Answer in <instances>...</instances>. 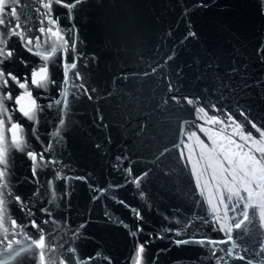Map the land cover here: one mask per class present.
<instances>
[{"label": "water", "instance_id": "obj_1", "mask_svg": "<svg viewBox=\"0 0 264 264\" xmlns=\"http://www.w3.org/2000/svg\"><path fill=\"white\" fill-rule=\"evenodd\" d=\"M5 2L0 49L13 56L0 67L28 81L32 95L23 103L37 107L29 120L15 102L26 89L0 81V96H12L3 100L7 114L0 110L5 139L10 123L21 125L23 137L22 150L10 149L0 165V264H34L26 259L32 256L39 264L40 251L45 264H132L145 242L141 264H264V181L246 175L252 166L240 156L231 165L223 160L230 147L264 165L256 151L264 139L252 127L264 130V0H82L72 8L55 0L50 8V0ZM45 64L48 81L32 85V72ZM212 117L224 123H205ZM237 124L260 143L232 135ZM229 136L243 149L229 145ZM42 150L34 176L26 153L39 160ZM128 168L138 184L126 183ZM225 180L240 196L251 187L252 200H229ZM96 190H103L98 199ZM106 209L123 225L109 221ZM243 211L249 218L235 229ZM39 235L43 249L31 244Z\"/></svg>", "mask_w": 264, "mask_h": 264}, {"label": "snow or ice", "instance_id": "obj_2", "mask_svg": "<svg viewBox=\"0 0 264 264\" xmlns=\"http://www.w3.org/2000/svg\"><path fill=\"white\" fill-rule=\"evenodd\" d=\"M55 2L57 4H61L64 7L67 8H72L75 6V4L82 2V0H73L72 4H68L66 3V0H55ZM198 6H202V7H207V5H198ZM7 7L5 0H0V12L5 11V8ZM44 7L46 8H50L51 7V0L49 2V4L44 5ZM9 11L15 15L16 10L13 9H9ZM50 22L52 24H56L57 20H50ZM9 24H12L13 26H17L14 25L13 22L11 20L8 21ZM5 24V20L3 18H0V25ZM49 32H52V29L49 28L47 29ZM39 31L41 33H43L45 31V29L43 27H41L39 29ZM54 36H59V32H53L52 33ZM190 36H194L195 33L194 32H189ZM187 38V37H186ZM61 40H63L64 45L68 44V41L66 39H64L63 37H60ZM28 44H31L32 41L28 40L27 41ZM53 51H55V49H53ZM7 56V57H12L13 56V51H7L6 53L4 52L3 49H0V62L3 61V58ZM45 59H47V57H45ZM68 67H70L71 69H75L77 67L76 63H71L70 65H68ZM48 66L45 64L43 66H40L37 70H34L31 74V79L30 82L32 85H35L37 87H42L47 81H48ZM68 73L65 72V78H67ZM9 79L16 82L19 86V88L21 89H26V91L24 92L23 95L18 96L16 98V104L20 105V111L23 113V115L25 117H27L29 120L33 119V110L37 107L36 105V101L35 100H31L30 105L26 108L24 105V101L27 98H30L32 93L30 91H27L28 88V81L25 80V82L21 83L17 76L13 75L11 72H8L7 75L5 74V71L2 67H0V81H2L3 86L7 87L8 83H9ZM11 100L12 96L10 93H8L7 95H3L0 96V110H2V112L6 115L8 109L4 106L3 104V100ZM57 103L59 104L60 101L58 100ZM186 103L189 105H193L195 103V101L193 99H186ZM199 112L204 113L205 115H207V113L205 112L204 108H199L198 109ZM229 119H232L231 117H229ZM7 120L10 122L11 121V116H7ZM205 123L208 124H223L224 121L216 119L215 117L209 118L208 120L205 121ZM233 123H235L233 121ZM4 127H5V119L4 116H0V165H6L7 164V154L9 152L10 149L15 148V149H21L22 145H23V137L21 135L22 132V127L20 124L18 123H10V126L8 127V131L12 134L10 137V140L6 141L5 139V135H4ZM229 127H231V125H229ZM253 128H256L257 132L260 133V136L262 139H264V130H261L259 127H257L256 124L252 125ZM203 130V129H201ZM224 131V129H221L219 133H217V135L221 136V139H224L225 137H223L221 135V133ZM232 135H239L240 139L243 140L245 142V144H248L250 141L253 145L259 144L260 141H258L255 137L252 136V134L249 132L247 134H244L241 130H240V125H236L234 132L232 133ZM228 139V143L229 145H235V147L237 149L242 150L244 145L238 144L235 140L231 139V136L227 137ZM203 143V142H201ZM48 147V151H51V146H47ZM204 147H207V145H205ZM221 151H224L223 146H221ZM257 152L260 153H264V147H257L256 148ZM26 155L31 159L32 161V171H33V175L35 176L37 168L39 167V164L41 162H45V152L44 150L41 151V153L39 154V160H38V154L35 151H28L26 153ZM233 156H240V159L243 160H247L248 163L252 166V171L251 172H246V175L251 176L253 179H259L260 181H264V165H261V160L257 159L255 156L251 155L250 152H233L232 149L229 147L227 149V151L224 153L223 156V160L227 162V164L231 165L233 164ZM123 158L121 157H117V160L120 161ZM47 163L49 164H55V160L54 159H50L47 161ZM114 168H117V165H113ZM220 168L222 171H228V169L224 168V164L220 163ZM244 165H241V169L243 170ZM126 171V183L129 180L135 181L137 184L139 183V180L134 177L131 176V169L128 168L125 170ZM260 172L261 175L259 177L256 176V173ZM5 175V170H0V179H2ZM144 175L146 176L147 173H144ZM232 178L233 180L236 179V175H235V170L233 169L232 171ZM83 179H87L86 177ZM225 188L227 189V191L229 193H231L232 195L228 196V199L231 200L232 196H237L239 197L241 200H252L253 197V190L251 189V187H248L247 185L243 186V190L245 192L248 193V195L245 196H240V193L238 191H234L233 188L229 187L228 185V181L225 180V184H224ZM260 185H257V187H259ZM113 188H118L120 187L119 185H114L112 186ZM97 191V195L94 197V199H98L100 197V195H102L103 190H96ZM17 201H20V197H16L15 198ZM209 204L212 205V212L215 213L218 211V208L216 207L215 204H213L212 200L210 199ZM224 202V198L223 195L221 196V203ZM121 204H124V201H120ZM246 207H257V205L255 203H250L248 205H246ZM5 200L3 198V194H0V227H3V223L5 220ZM225 215H227V211L225 212ZM253 216H255V212L252 213ZM260 215L262 217H264V203H262L260 205ZM105 216L109 219V221H114L118 224L123 225V221H120L119 219H115L114 220V213H111L109 210L106 209L105 211ZM136 218L137 219H141L142 217H140L139 212H136ZM249 215L248 212L243 211L242 213V218L238 221H236L234 223V228L235 229H240L242 227L243 224H245V222L248 220ZM16 220H12L11 221V225L13 227L16 226ZM33 227H36L37 229H40V225L35 224V222L33 221ZM141 229L137 228V232H130V235L136 236L138 234V232ZM221 230H223V225L221 226ZM232 227H228L227 228V232L230 234L232 232ZM5 232L8 231L7 228L4 229ZM75 235V233H73ZM229 240L232 239L231 235H229L228 237ZM191 241H187V240H178L176 241V243H190ZM49 243H51L50 239H49ZM31 244L34 245L37 248L43 249L44 245H45V236L44 235H39L37 238L32 239ZM147 242L143 243V244H139L138 248L135 249L134 252V259L132 260V264H141V254L144 253L145 248H146ZM11 246V245H9ZM21 251H23V249H21ZM261 255H264V252L261 253ZM243 258V257H241ZM26 259L32 260L35 264V256L32 257H26ZM21 264H23V261H21ZM39 264H45V252L44 251H40L39 252ZM57 264H68V261L65 259L62 262H57Z\"/></svg>", "mask_w": 264, "mask_h": 264}, {"label": "clouds", "instance_id": "obj_3", "mask_svg": "<svg viewBox=\"0 0 264 264\" xmlns=\"http://www.w3.org/2000/svg\"><path fill=\"white\" fill-rule=\"evenodd\" d=\"M20 150H22V148Z\"/></svg>", "mask_w": 264, "mask_h": 264}]
</instances>
